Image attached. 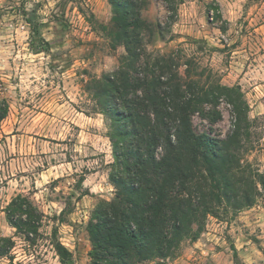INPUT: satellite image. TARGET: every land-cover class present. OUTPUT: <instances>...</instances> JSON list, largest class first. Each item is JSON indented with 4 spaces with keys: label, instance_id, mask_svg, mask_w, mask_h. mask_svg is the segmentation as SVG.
<instances>
[{
    "label": "rangeland",
    "instance_id": "obj_1",
    "mask_svg": "<svg viewBox=\"0 0 264 264\" xmlns=\"http://www.w3.org/2000/svg\"><path fill=\"white\" fill-rule=\"evenodd\" d=\"M174 21L164 26L162 0H149L142 15L163 32L145 37L149 69L172 57L184 77L190 59L227 86H239L250 135L243 162L264 174V0H176ZM108 0H0V99L9 110L0 122V237L14 239L13 259L0 264H63L53 231L70 252L65 264H88L86 225L101 199L113 196L108 126L95 112L91 81L117 70L124 48L103 26ZM224 29V30H223ZM168 76V74H166ZM221 136L232 129V106L221 100ZM198 131L208 122L193 117ZM250 207L207 216L196 240L186 238L164 259L140 264H264V189ZM16 194L41 210L43 226L31 243L15 233L4 207Z\"/></svg>",
    "mask_w": 264,
    "mask_h": 264
},
{
    "label": "trees",
    "instance_id": "obj_2",
    "mask_svg": "<svg viewBox=\"0 0 264 264\" xmlns=\"http://www.w3.org/2000/svg\"><path fill=\"white\" fill-rule=\"evenodd\" d=\"M149 0H108L113 15L102 28L114 46L124 48L117 70L91 81L94 111L104 115L112 161L108 180L113 196L91 210L86 231L88 264H140L173 255L186 238L196 240L207 216L227 207L252 206L264 189V174L243 162L250 120L239 86L202 79L186 59L184 77L172 57L156 58L149 69L145 37L163 32L142 12ZM164 26L172 24L180 1L162 0ZM224 30V29H223ZM168 74V76H166ZM221 100L232 106V129L213 131L222 114ZM9 110L0 99V122ZM208 122L198 131L193 117ZM15 233L33 243L43 226V212L24 194L4 207ZM53 248L65 264L71 252L56 239ZM15 241L0 237V257L13 259Z\"/></svg>",
    "mask_w": 264,
    "mask_h": 264
}]
</instances>
